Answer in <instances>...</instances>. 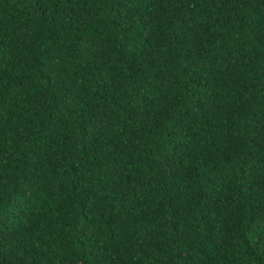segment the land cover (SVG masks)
<instances>
[{
	"label": "trees",
	"instance_id": "16d2710c",
	"mask_svg": "<svg viewBox=\"0 0 264 264\" xmlns=\"http://www.w3.org/2000/svg\"><path fill=\"white\" fill-rule=\"evenodd\" d=\"M0 264H264V0H0Z\"/></svg>",
	"mask_w": 264,
	"mask_h": 264
}]
</instances>
